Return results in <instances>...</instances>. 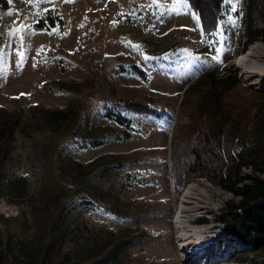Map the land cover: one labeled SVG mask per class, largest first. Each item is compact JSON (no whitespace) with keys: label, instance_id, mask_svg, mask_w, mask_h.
I'll return each mask as SVG.
<instances>
[{"label":"rangeland","instance_id":"obj_1","mask_svg":"<svg viewBox=\"0 0 264 264\" xmlns=\"http://www.w3.org/2000/svg\"><path fill=\"white\" fill-rule=\"evenodd\" d=\"M7 4L0 8V126L17 120L21 127L0 140L5 264H91L122 240L134 244L116 264H211L204 259L224 246L221 213L233 196L205 178L176 189L172 143L177 132L189 138L179 124L187 116L190 122L183 100L205 73L238 69L242 87L229 106L251 101L250 88H261L264 56L261 66L251 65L252 80L240 59L264 49L261 41L246 47L247 0H225L209 34L188 0ZM49 11L63 26L36 30ZM122 102L145 103L158 113L114 107ZM242 105L237 110L248 112ZM111 111L131 127L110 120ZM204 121H192L195 137ZM188 185L204 194L209 213L218 210L192 220L188 228L198 241L184 247L176 219ZM192 251L197 254L187 258Z\"/></svg>","mask_w":264,"mask_h":264},{"label":"trees","instance_id":"obj_2","mask_svg":"<svg viewBox=\"0 0 264 264\" xmlns=\"http://www.w3.org/2000/svg\"><path fill=\"white\" fill-rule=\"evenodd\" d=\"M188 2L199 15L205 32H214L222 18L225 0ZM7 7V0H0V8ZM62 26L60 16L49 11L36 22L35 29L50 31ZM244 33L246 47L258 41L264 43V0H247ZM132 69L139 76L144 73L136 67ZM238 76V69L231 66L223 75L211 71L188 86L183 102L191 109L190 122L186 121L187 116L179 124L190 133L189 138L180 139L179 132L174 137L172 170L178 190L191 179L205 178L233 196L226 203L220 219L225 230V238L220 244H228V254L219 256L214 264H264V77L260 89L250 88L251 101L241 99L235 106H229V96L242 87ZM244 102L248 112L237 110ZM114 107L141 114L158 113L145 103L122 102ZM107 117L120 126L131 127V121L115 111L108 112ZM203 117L205 128L195 137L191 123ZM20 127L17 120L4 122L0 126V140L12 139ZM125 135V139L130 138L129 132ZM194 140L198 141V146ZM244 168H251V173L246 174ZM87 203L94 205L90 201ZM75 240L79 241L78 238ZM133 244L132 240H122L107 256L91 264H116ZM0 264H5L2 249Z\"/></svg>","mask_w":264,"mask_h":264},{"label":"bare ground","instance_id":"obj_3","mask_svg":"<svg viewBox=\"0 0 264 264\" xmlns=\"http://www.w3.org/2000/svg\"><path fill=\"white\" fill-rule=\"evenodd\" d=\"M260 46L262 47V45ZM262 56H264V49L258 46L254 47L248 55L245 54L241 56L240 59L241 61H243L242 62V67L244 70L243 72L245 73L246 78L248 80H252L254 76L252 75L254 74V72L250 69L251 65L261 66V64L259 63V60ZM191 186L192 185H188V187L186 188V191H187L188 188L190 187L187 192L185 191L186 194L184 195V200L182 198L180 202V207H179L178 215L176 219L177 228L179 229L180 235H181L180 241L184 247L194 245L198 241V238H196V236L193 233H191L192 229L188 228L192 220L202 214H213L214 212L218 210V209H215L213 212L209 213V210L211 208L209 204L204 203L205 198L202 197L204 194L197 192V189ZM207 191L213 192V190L210 187L207 189ZM192 249H195V247ZM193 254H197V252L192 251L188 253L187 258H191Z\"/></svg>","mask_w":264,"mask_h":264},{"label":"built area","instance_id":"obj_4","mask_svg":"<svg viewBox=\"0 0 264 264\" xmlns=\"http://www.w3.org/2000/svg\"><path fill=\"white\" fill-rule=\"evenodd\" d=\"M244 172L246 174H250L251 173V168H244ZM228 250H229L228 244L227 243H224V246L221 248V252L218 255L212 256L209 259L206 258V260L204 259V262L205 261H209L211 264H214L217 261V258L219 256L225 257L228 254Z\"/></svg>","mask_w":264,"mask_h":264},{"label":"snow or ice","instance_id":"obj_5","mask_svg":"<svg viewBox=\"0 0 264 264\" xmlns=\"http://www.w3.org/2000/svg\"><path fill=\"white\" fill-rule=\"evenodd\" d=\"M233 10H235V9H233ZM16 31H19V29H17ZM219 54V53H218ZM20 55H21V58L23 57V53H20ZM216 57H214V59H215ZM23 95V94H22Z\"/></svg>","mask_w":264,"mask_h":264}]
</instances>
